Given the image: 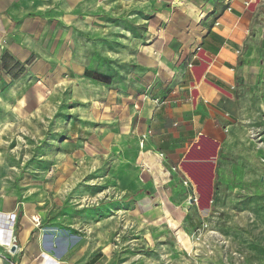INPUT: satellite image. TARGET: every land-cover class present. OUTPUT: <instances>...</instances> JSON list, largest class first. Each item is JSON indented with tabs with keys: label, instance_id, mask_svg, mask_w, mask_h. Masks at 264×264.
Segmentation results:
<instances>
[{
	"label": "rangeland",
	"instance_id": "374dc122",
	"mask_svg": "<svg viewBox=\"0 0 264 264\" xmlns=\"http://www.w3.org/2000/svg\"><path fill=\"white\" fill-rule=\"evenodd\" d=\"M251 41L210 209L178 200L181 220L137 216L136 89L119 85L118 70L105 77L98 66L101 82L65 71L62 86L32 70L0 74V263L264 264V34ZM7 246L21 251L7 257Z\"/></svg>",
	"mask_w": 264,
	"mask_h": 264
},
{
	"label": "crops",
	"instance_id": "0c3cea01",
	"mask_svg": "<svg viewBox=\"0 0 264 264\" xmlns=\"http://www.w3.org/2000/svg\"><path fill=\"white\" fill-rule=\"evenodd\" d=\"M262 1L0 0V74L17 81L32 70L61 85L65 71L101 82L100 66L105 77L118 70L119 85L136 89L129 134L137 216L181 220L177 208L189 197L210 209L240 66H249L241 58L255 54L247 43L264 34ZM0 234L5 242L6 231ZM7 248V257L21 251Z\"/></svg>",
	"mask_w": 264,
	"mask_h": 264
},
{
	"label": "trees",
	"instance_id": "16d2710c",
	"mask_svg": "<svg viewBox=\"0 0 264 264\" xmlns=\"http://www.w3.org/2000/svg\"><path fill=\"white\" fill-rule=\"evenodd\" d=\"M3 68H4V66H2ZM87 75H89V73H86ZM218 183H217V180L215 181V187H216V185H217ZM214 193H215V189H214ZM215 195V194H214Z\"/></svg>",
	"mask_w": 264,
	"mask_h": 264
},
{
	"label": "water",
	"instance_id": "95a60500",
	"mask_svg": "<svg viewBox=\"0 0 264 264\" xmlns=\"http://www.w3.org/2000/svg\"><path fill=\"white\" fill-rule=\"evenodd\" d=\"M13 249V248H12Z\"/></svg>",
	"mask_w": 264,
	"mask_h": 264
}]
</instances>
